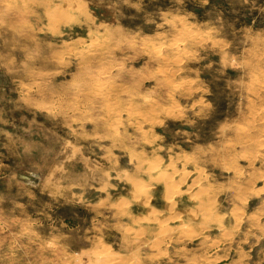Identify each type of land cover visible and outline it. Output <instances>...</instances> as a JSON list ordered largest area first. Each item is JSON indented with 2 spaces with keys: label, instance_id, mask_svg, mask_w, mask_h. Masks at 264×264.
<instances>
[{
  "label": "rangeland",
  "instance_id": "1",
  "mask_svg": "<svg viewBox=\"0 0 264 264\" xmlns=\"http://www.w3.org/2000/svg\"><path fill=\"white\" fill-rule=\"evenodd\" d=\"M263 108L264 0H0V264H264Z\"/></svg>",
  "mask_w": 264,
  "mask_h": 264
},
{
  "label": "bare ground",
  "instance_id": "2",
  "mask_svg": "<svg viewBox=\"0 0 264 264\" xmlns=\"http://www.w3.org/2000/svg\"><path fill=\"white\" fill-rule=\"evenodd\" d=\"M21 1V0H20ZM180 34V33H179ZM183 34H185V32L183 33ZM179 36V35H178ZM181 36V35H180ZM182 37H183V35H182ZM173 44V43H172ZM170 45V44H169ZM175 45V44H174ZM178 45V44H177ZM171 46V45H170ZM173 46V45H172ZM152 47V46H151ZM150 47V48H151ZM83 48H85V47H83ZM156 48V47H155ZM166 48V47H165ZM177 49V48H176ZM88 50H90V49H88ZM85 51H87V50H85ZM82 52V51H81ZM82 53H84V52H82ZM156 55V54H155ZM161 56V55H160ZM157 57V56H156ZM107 65V64H106ZM104 69H106V67L104 68ZM102 70V69H101ZM108 71H109V69H107ZM262 88L263 87H261V90H262ZM260 89V88H259ZM181 90V89H180ZM106 98V97H105ZM138 98V97H137ZM90 100V99H89ZM153 101V100H152ZM151 101V98L149 97V96H145V97H143L142 98V103H144V104H148V103H153ZM106 105V104H105ZM149 106V105H148ZM151 106V105H150ZM111 108V107H110ZM110 108H109V110H110ZM108 109V108H107ZM111 109H113V108H111ZM262 109V108H261ZM106 110V109H105ZM263 110H264V108H263ZM261 111V110H260ZM109 112V111H108ZM116 112V111H115ZM123 112V111H122ZM153 113V112H152ZM259 113V112H258ZM263 113H264V111H263ZM138 114V113H137ZM136 114V115H137ZM249 114V113H248ZM260 114V113H259ZM144 116V115H143ZM260 116H262V115H260ZM146 117V116H145ZM262 117H264V116H262ZM141 118V117H140ZM251 118V117H250ZM259 118V117H258ZM116 122V121H115ZM149 123V122H148ZM116 124V123H115ZM262 127H263V125H262ZM112 128V127H111ZM239 128V127H238ZM241 131V130H240ZM246 131V130H245ZM238 133V132H237ZM247 134V133H246ZM261 138V137H260ZM258 139V138H257ZM260 140V139H259ZM239 142V141H238ZM261 142V141H260ZM258 145V144H257ZM263 147V146H262ZM261 149V148H260ZM250 153V152H249ZM256 154V153H255ZM240 155V154H239ZM262 158V157H261ZM260 158V159H261ZM213 161V160H212ZM252 161V160H251ZM212 164V163H211ZM148 169V168H147ZM254 173V172H253ZM186 174V173H185ZM260 174V173H259ZM250 175V174H249ZM251 175H252V173H251ZM262 175V174H261ZM30 176V175H29ZM255 177V176H254ZM261 178V177H260ZM156 179V178H155ZM264 179V178H263ZM192 181H193V179H192ZM173 182V181H172ZM167 183V182H166ZM173 185V184H172ZM236 185V184H235ZM244 185V184H243ZM191 186V185H190ZM251 186V185H250ZM129 187L131 188V189H133V191H134V195H133V199H138V198H140V197H142L143 195V193H144V191H143V184L142 183H139V182H136V181H132V182H129ZM145 187H147V186H145ZM166 187V186H165ZM164 187V188H165ZM169 187V186H168ZM176 187V186H175ZM240 187V186H239ZM174 188V187H173ZM242 188V187H241ZM146 189V188H145ZM190 189V188H189ZM264 189V188H263ZM147 190V189H146ZM205 190V189H204ZM172 191V190H171ZM173 191H175V190H173ZM172 191V192H173ZM253 191H255V190H253ZM166 192H168V191H166ZM172 192L170 193V194H172ZM179 192V191H178ZM195 192H198V190L197 191H195ZM200 192H202V191H200ZM164 193V192H163ZM181 193V192H180ZM146 194V193H145ZM174 194V193H173ZM179 194V193H178ZM145 196V195H144ZM173 196V195H172ZM196 196V195H195ZM252 196V195H251ZM165 197H166V195H165ZM168 197H170V196H168ZM208 197V196H207ZM148 198V197H147ZM167 198V197H166ZM132 199V198H131ZM165 199V198H164ZM168 199V198H167ZM240 199V198H239ZM238 200V199H237ZM206 202H208V200L206 201ZM212 202V201H211ZM141 203V202H140ZM146 204V203H145ZM198 204H199V202H198ZM172 205V204H171ZM210 205V204H209ZM208 206V205H207ZM171 207V206H170ZM237 207V206H236ZM201 208V210L203 209L202 207H200ZM211 208V207H210ZM207 209V208H206ZM209 209V208H208ZM196 210V209H195ZM209 211V210H208ZM241 211V210H240ZM206 212V211H205ZM208 217H211V215H209V212H208ZM207 215L206 216H204L205 218L207 217ZM235 215V214H234ZM177 216V215H176ZM242 216V215H241ZM174 217V216H173ZM172 217V218H173ZM212 217H215L214 215H212ZM168 218V217H167ZM177 218V217H176ZM203 218V217H202ZM225 218V215H223V216H221V218H220V220H222V219H224ZM170 219V218H169ZM173 219H175V218H173ZM172 219V220H173ZM204 219V218H203ZM236 219V218H235ZM168 221V220H167ZM207 221V220H206ZM205 221V222H206ZM213 221V220H212ZM215 222V221H214ZM161 229V228H160ZM202 229V228H201ZM111 263V262H110Z\"/></svg>",
  "mask_w": 264,
  "mask_h": 264
}]
</instances>
